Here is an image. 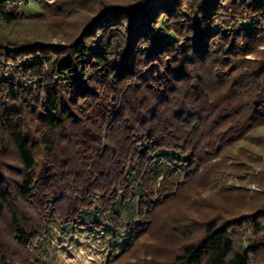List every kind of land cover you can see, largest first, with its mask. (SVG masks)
<instances>
[{
	"label": "trees",
	"instance_id": "obj_1",
	"mask_svg": "<svg viewBox=\"0 0 264 264\" xmlns=\"http://www.w3.org/2000/svg\"><path fill=\"white\" fill-rule=\"evenodd\" d=\"M7 1L0 22L12 25L20 14ZM240 1L222 10L220 0L108 8L99 0L63 44L0 41V152L14 150L20 164L13 183L0 173L8 231L6 239L0 226V264H37L32 247L50 240L54 221L119 233L122 210L134 205L130 221L145 225L170 197L154 200L152 191L164 161L187 182L264 126V56L248 58L264 42V0ZM233 17L258 21L242 28ZM12 61L21 66L4 76ZM252 259L264 264V207L207 221L176 256L178 264Z\"/></svg>",
	"mask_w": 264,
	"mask_h": 264
},
{
	"label": "rangeland",
	"instance_id": "obj_2",
	"mask_svg": "<svg viewBox=\"0 0 264 264\" xmlns=\"http://www.w3.org/2000/svg\"><path fill=\"white\" fill-rule=\"evenodd\" d=\"M86 1L91 5L86 9H77L73 0H24L22 6H8L19 10L20 19L12 25L0 22V41L63 44L81 31L80 26L88 16L86 11L96 10L101 4L107 8L113 5L133 7L142 0H102L101 4L99 0ZM220 1L222 10H234L235 0ZM236 1L238 6L241 1ZM232 19L242 28H249L251 23L258 21ZM263 56L264 42L248 58ZM8 66L11 72H5L4 76L11 75L21 63L12 61ZM21 79L29 85L34 83L25 77ZM14 167H20L15 151L0 152V173L9 177L12 183L17 178ZM173 168L170 162L161 164L162 176L152 183L153 197L158 200L167 192L170 197L152 208L145 225H140L138 219L130 221L137 218L131 204L132 208L122 210L119 233L107 225L99 232L94 228L62 229L60 222L54 221L48 225L50 240L32 247L34 261L37 264H178L176 256L182 253L186 244L200 240L207 221L215 217L224 221L264 207V126L243 140L227 145L218 157L187 182L185 172H173ZM180 182L183 183L178 185ZM24 206L36 218L35 208ZM5 219L0 216L3 236L7 239ZM242 235L243 232L237 238ZM251 263L255 264L253 259Z\"/></svg>",
	"mask_w": 264,
	"mask_h": 264
},
{
	"label": "built area",
	"instance_id": "obj_3",
	"mask_svg": "<svg viewBox=\"0 0 264 264\" xmlns=\"http://www.w3.org/2000/svg\"><path fill=\"white\" fill-rule=\"evenodd\" d=\"M24 4V0H8L7 1V6H22Z\"/></svg>",
	"mask_w": 264,
	"mask_h": 264
}]
</instances>
